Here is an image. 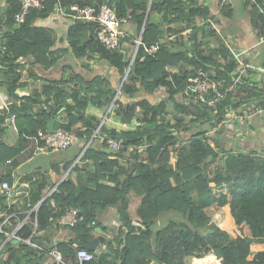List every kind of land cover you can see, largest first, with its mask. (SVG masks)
<instances>
[{"label":"trees","instance_id":"1","mask_svg":"<svg viewBox=\"0 0 264 264\" xmlns=\"http://www.w3.org/2000/svg\"><path fill=\"white\" fill-rule=\"evenodd\" d=\"M101 1L80 0V4H99ZM110 1L116 5L119 17L129 15L136 25L135 33L140 34L150 0ZM71 2L62 0L61 9L70 13ZM20 4L21 0H0V24L4 31L0 36V64L4 65V72L12 82L21 76L23 65L18 61L20 58L31 57L33 65L48 67L57 55L69 54L70 50L76 58L91 59L99 53L124 76L134 51L131 47V53H122L127 37L122 39L120 48L109 49L97 37L98 23L73 20L66 34L68 47L51 49L58 42L57 36L50 29L37 25L36 19L56 10L55 0H45L46 7L42 12L31 13L25 22L17 24L14 13ZM210 18V5L204 0L151 1L142 39L147 44L160 42L161 47L157 53L149 54L139 46L122 85V93L129 100H116L117 109L122 110V113H117L122 119L127 122L136 119L139 123L135 124L134 130H117L102 125L82 156L83 160L95 165V169L87 173H91L87 177L91 185L87 182L74 187L69 179L62 181L52 194L62 209L55 212L50 198L46 199L37 214L33 212L30 221L18 230L17 234L22 239L32 234L36 215L38 232L51 222L59 226L61 212L75 206L84 219L69 226L73 233L69 240L57 243L66 258L74 255L77 248L96 236L94 229L100 224L95 210L87 201L90 199L96 206H117L120 226L112 239L117 245L112 249L114 262L111 264H116L118 259L120 264H191L189 259L192 255L199 264H221L220 257L223 264H264V249L253 253L248 236L233 235L214 220L211 211L204 208L224 193L232 211L264 225V154L243 151L233 142L227 145L224 137L231 130L222 121L226 119L225 110L232 103L222 99L216 106L207 108L194 99L185 97L179 101L176 98L185 91L189 76L200 68L206 71L214 69L211 76L227 80L223 83L226 87L233 82L231 70L237 65L228 60V67H220L223 64L215 55L218 50L226 52L224 49L227 47L213 43L216 29ZM259 20L264 21V11L259 18L255 17V21ZM189 28L191 30L183 35L182 32ZM162 34L166 39L160 37ZM125 48L128 51L130 47ZM168 67L175 68V71L170 72ZM33 70L32 67L30 74ZM70 79L46 82L41 90L36 89L24 98L28 103L43 102L48 107L36 114L40 118L37 128L46 129L48 119L61 106H66L67 115L62 126L74 130L81 122L87 125L83 136L86 144L94 127L99 125L96 117L86 113V104H110L116 88L103 77H97L85 82L87 90L84 94L81 89H73L74 100L69 103L71 97L65 84ZM157 90L164 92L158 101L147 97L138 99L142 91L153 94ZM42 94L46 95L44 99L39 97ZM243 95L242 100L257 98L259 103L264 102L262 87L247 86ZM16 107L12 105L10 113ZM8 113L0 111V125L5 123ZM99 137H104L102 142L98 141ZM109 138L120 141L122 147L113 150ZM121 158L126 160V165H122ZM102 163L106 164L104 168ZM78 169L79 166H74V170ZM119 175H124V179L121 180ZM106 180L115 184L107 185ZM205 196L209 198L201 203ZM133 198L135 202L138 200L135 209L132 207ZM0 199H5L1 192ZM132 210L136 215L131 213ZM134 218L141 224L135 225ZM248 218L244 220L247 234L252 233V221ZM160 221L162 223L158 225ZM124 227L128 228L127 244L121 248ZM256 234L264 236V231ZM0 235L2 242L6 237L5 234ZM100 239L108 247L112 243L106 235H100ZM37 242L43 249L24 240L17 243L7 241L0 249V264H63L49 255L47 244L40 240ZM110 252L101 253L103 262L108 260Z\"/></svg>","mask_w":264,"mask_h":264},{"label":"crops","instance_id":"2","mask_svg":"<svg viewBox=\"0 0 264 264\" xmlns=\"http://www.w3.org/2000/svg\"><path fill=\"white\" fill-rule=\"evenodd\" d=\"M204 1L210 5L212 16L210 20L213 21V25L216 29L213 37L215 45H222L225 48L227 45L229 46L227 49H224L227 50L226 52L218 50L215 55L216 58L222 60V62L219 61L223 64L220 65V67L225 68L228 60L233 61V63L237 65L231 70L233 82L230 86L233 85V88L231 89L232 91H229L232 94L227 92L223 99L226 102L232 103V105L225 110L226 119L222 122L231 130L230 133L233 134L234 137L233 144L236 145L237 148L243 151H253V153L256 154H264V102L259 103L260 100L257 98H244L242 100L243 94L246 93L247 86L250 88L262 87L264 90V21H255V17L257 16L259 18L261 12L264 11V0ZM4 4L5 1L2 2L1 6L3 7ZM55 8L56 10L49 11L45 16H37L36 19L37 25L50 29L57 36L58 42L56 46L51 49L68 47L69 44L66 41V34L67 29L73 22L72 18L61 9L59 0H55ZM258 12L260 14H258ZM123 25L130 36L128 35L127 37V43H123L122 53L128 55L131 47L134 45L133 41H135L140 34L135 33L136 25L134 21L129 19ZM190 30L191 28L186 29L182 34L185 35ZM160 37L166 39L163 37V34L160 35ZM127 46L130 47L128 51H126L127 48H125ZM71 52L70 50L69 54H64L63 56L57 55L51 60L48 67H43L39 64L33 65L31 57L20 58L18 61H20L23 67L20 70L21 76L15 83L8 79V76L4 72V65L0 64V110H5L7 113L9 112L5 108L2 109L4 102L8 103L10 107L12 105H16L17 109L21 107L14 111L16 114V129L13 128L10 121V112L8 113L5 123L0 125V192L5 196L4 200L0 199V220H2V217L9 209H12L17 213L20 219L25 221V223L29 222L33 213L32 209L37 205H41L47 199L48 191L54 187L57 189L64 180L69 179L73 182L72 185L74 187L76 185H84L87 182L91 185L90 181H87V177L91 173H87L90 172V169H95V165L91 161L83 160L82 156L89 143L92 141V136L95 135L96 130L102 125L107 128L114 127L117 130H134L136 128L134 123H139L136 122V119L127 122L117 113V111L122 113V110L117 109L116 100H129L127 95L122 93V85L127 78L129 66L126 68L124 76H122L118 69L102 59L99 53H95L93 55L94 58L90 59L87 57L76 58ZM131 52L132 51H130V53ZM132 54L133 52L131 53V57ZM242 62L250 65L245 67ZM32 67L34 68L33 74H30ZM168 70L173 72L175 68L168 67ZM211 70L215 73L214 69ZM208 72L212 73L210 70ZM97 77H103L105 81L110 83L111 87H115L116 94L112 102L108 105L99 106L93 102L86 104V113L99 120V125L92 130L88 142L85 144V140L83 139L85 135L84 129L87 130L88 126L81 122L77 124L76 129H74L81 133L79 134L81 136H79V139L69 148L62 151H53L43 146L36 135V131L40 129L39 127L37 128L40 118H38L36 114H40L42 111L48 109V107L43 102H35L34 104L28 103L24 97L34 93L36 89L41 90L43 84L46 82L61 81L63 79L68 80L71 78V81H68L65 86L68 85L67 90L71 97L68 102L73 103L75 94L73 89H81L84 94L87 90L85 82L91 81ZM220 81L225 82L227 80L224 79ZM139 95L138 99L147 97L151 100L157 99L158 101L164 95V92L163 90H157L155 93L151 94L142 91ZM183 95V92L176 95L177 100H183ZM39 97L44 99L46 95L42 94V96ZM29 104L31 107H24V105L27 106ZM66 115L67 107L61 106V108L46 122V129L58 123L62 126V123L66 120ZM58 116H60V118H58ZM103 138L104 137H99L98 141L102 142ZM9 159H11V162H8ZM120 162L122 165L127 164L126 160L122 158ZM67 165H69V167ZM76 165L79 166L78 170H74V166ZM105 165V163H102V168H104ZM119 176L121 180L124 179V175ZM3 181H8L12 185L10 195H7L3 191L1 187ZM105 183L107 185L115 184V182L111 180H106ZM70 187H67V189ZM67 189H65V194L67 193ZM60 191L61 190H59V192ZM225 195L226 194L223 193L216 197L212 208L208 211L213 213L214 220L217 221L221 227L227 229L232 234L238 229V226H242L245 231L247 224L243 227V222L245 218L248 217L232 211ZM205 198L209 197L205 196L201 200ZM101 199H103V197H101ZM87 201L95 210L97 220L100 221V224L94 229L95 237L100 239V235H106V237L111 239L112 243L108 247L107 243H103L100 239V243L96 249V259L86 264H111L114 262V253H112V249L117 245L116 241L112 239L118 234L120 226L117 206L110 204L96 206L90 199H87ZM137 203L138 200L136 199L135 202V198H133L132 207L134 209ZM54 209L56 212L62 209V207L56 203ZM131 213L135 214V210H132ZM248 219L252 221L253 227L256 229L252 232V235L248 234V237L252 241V251L255 253L264 249V236L256 234L257 231H264V225L262 222H256L251 218ZM135 220H137V218H134V221ZM55 223L56 222H51L44 229H40L37 232L38 237L35 238V240L39 239L45 244L54 241L55 246H57V243L60 241L69 240L73 236L69 226L67 227L60 223H58L59 226H57ZM161 223L162 221L158 222V225ZM14 227V221L5 223L4 232L2 234H5L6 238L2 242L0 240V249L9 240H13V242L14 239H17L18 242L21 240L17 237L7 239L8 234L13 231ZM105 227L106 230H103ZM108 250L111 251L110 256L108 260L103 262L100 255ZM67 261L69 264H77L75 263L73 255L67 256ZM190 263L192 264L191 259ZM116 264H120L119 259L116 260ZM150 264L159 263L152 262Z\"/></svg>","mask_w":264,"mask_h":264},{"label":"built area","instance_id":"3","mask_svg":"<svg viewBox=\"0 0 264 264\" xmlns=\"http://www.w3.org/2000/svg\"><path fill=\"white\" fill-rule=\"evenodd\" d=\"M61 1L62 0H59V2ZM71 1V12L67 14L72 18V20H85L98 23L100 25L97 33L98 39L109 49L120 48L122 39L128 37V32L126 31L123 24L129 20V15L125 17H119L116 5L110 0H102L99 4L84 5L80 4V0ZM45 7V0H21V4L14 13L17 24L25 22L31 13L37 14L42 12ZM3 32V26L0 24V36L3 34ZM134 45V58L140 45L143 46L149 54L157 53L161 47L160 42H153L150 44L145 43L142 39V36L140 35L135 39ZM242 64L245 67L250 65L243 62ZM223 83L224 82L212 77L211 74L205 69L200 68L189 76L188 84L185 91L183 92V96L184 98L186 97L188 99L196 100L198 103L202 104L203 107L212 108L216 106L220 100L224 99L226 93L233 88V85L226 87ZM4 108L11 112V107L8 103L4 102L2 109ZM10 114V121L13 128L16 129V114L14 112ZM98 131L99 129L96 130L94 136L98 134ZM79 136V132L70 130L63 126H59L54 131L43 128L37 130V138L42 142L43 146L48 147L53 151H62L69 148L79 139ZM94 136H92V138ZM108 141L111 144V148L113 150H119L122 147L121 142L116 139L109 138ZM8 162H11V159H9ZM1 187L7 195H10L12 185L8 181H3ZM55 190L56 187L50 189L47 194V199L50 198L51 205L54 208L56 207V202L52 198V194ZM39 207L40 205L35 206L32 211L37 214ZM83 219L84 216L80 213L79 208L74 206L62 211L59 216V222L68 226H74ZM11 221L15 222V227L13 231L8 234L7 239L17 237L33 245L34 247L43 249V246L34 240L38 229L37 215L33 220L34 229L32 234L25 239H22L17 234L18 230L25 224V221L20 219L17 216V213L11 209H9L3 216V221L0 223V234L4 232L5 223ZM49 255L60 263L69 264L67 258L57 246L50 248ZM73 257L75 259V263L86 264L96 259V250H90L82 246L77 248ZM191 260L192 264H199L194 255L191 256ZM220 262H222L221 257Z\"/></svg>","mask_w":264,"mask_h":264},{"label":"water","instance_id":"4","mask_svg":"<svg viewBox=\"0 0 264 264\" xmlns=\"http://www.w3.org/2000/svg\"><path fill=\"white\" fill-rule=\"evenodd\" d=\"M151 1L152 0H150V4H151ZM150 4H149V7H148V11H147V16H146V19H145V23H146V20H147V17H148V13H149V9H150ZM145 23H144V25H143V27H142V29L140 31V36H142L143 33H144ZM133 60H134V53L132 54L131 62L129 64L128 70H130V67H131V64H132ZM58 118H60V116H58ZM133 121H134V119H133ZM58 124H56V125L54 124L53 127H48V129L50 131H54V130H56L60 126V123H58ZM134 224L139 225V224H141V222L138 221V220H135L134 221ZM123 230H124V232H123V242H122L121 248H123L127 244L128 228L127 227H124ZM16 242H18V240L17 239H14V243H16ZM99 243H100V239L98 237H95L92 240H90L89 242L83 244L82 246L83 247H86L87 249H90V250H96L97 249V246L99 245ZM54 246H55L54 241H51V243H48L47 244V247H49V248H53Z\"/></svg>","mask_w":264,"mask_h":264},{"label":"rangeland","instance_id":"5","mask_svg":"<svg viewBox=\"0 0 264 264\" xmlns=\"http://www.w3.org/2000/svg\"><path fill=\"white\" fill-rule=\"evenodd\" d=\"M213 43L215 44L214 41H213ZM134 47H135V45H133V48H134ZM226 47H229V46L227 45ZM216 59H217L218 62H219V61L222 62L221 59H219V58H216ZM211 72H212V70H211ZM212 73H213V72H212ZM210 74H211V73H210ZM213 74H214V73H213ZM183 98H184V97H183ZM180 99H181V98H180ZM181 101H182V100H181ZM0 111H1V110H0ZM134 125H135V123H134ZM205 127H206V126H205ZM228 132H229V130H228ZM224 138L226 139V143H227L228 146L230 145V143H232V142L234 141L233 134H231L230 132H229L228 135H226ZM226 143H225V144H226ZM172 160H174V159H172ZM211 169H212V168H211ZM201 203H204V199L201 200ZM212 206H213V204H212V205H206V206H204V208L207 209V210H209V209L212 208ZM243 225H244L243 227H245L246 223L243 222ZM246 226H247V225H246ZM240 227H241V228H240ZM251 229H252V232L256 230L255 227H253V223L251 224ZM107 234H108V233H107ZM238 234L248 236V234H247V228H245V231H244V228H242V226H238V229L234 231L233 235H238ZM249 234L252 235L253 233H249ZM190 259H191V257H190ZM190 259H189V260H190ZM191 261H192V260H191Z\"/></svg>","mask_w":264,"mask_h":264},{"label":"bare ground","instance_id":"6","mask_svg":"<svg viewBox=\"0 0 264 264\" xmlns=\"http://www.w3.org/2000/svg\"><path fill=\"white\" fill-rule=\"evenodd\" d=\"M220 260V259H219Z\"/></svg>","mask_w":264,"mask_h":264}]
</instances>
